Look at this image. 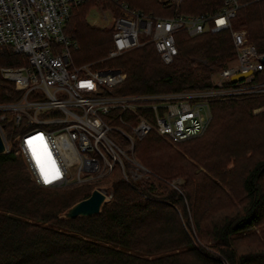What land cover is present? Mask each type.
Returning <instances> with one entry per match:
<instances>
[{"label": "trees", "instance_id": "1", "mask_svg": "<svg viewBox=\"0 0 264 264\" xmlns=\"http://www.w3.org/2000/svg\"><path fill=\"white\" fill-rule=\"evenodd\" d=\"M124 1L132 9L167 18L175 13L213 15L224 5V0ZM101 2L116 5L111 0H88L74 6L64 33L80 47L75 52L77 63L97 61L98 68L126 72L125 81L112 89L117 95L210 89L212 68H222L236 56L230 31L195 37L180 31L178 55L170 65L161 61L152 42L104 60L114 48L112 30L92 27L86 20L89 9ZM240 3L232 28L245 30L264 55V0ZM19 59L4 48L0 67L19 66ZM257 81L264 82V66ZM17 97L12 83L0 77V105ZM262 104V96L211 104L206 130L175 144L178 148L150 131L136 143L135 154L152 172L151 181L127 180L116 166L97 183L46 190L33 180L21 157L13 152L0 155V264H223L222 258L228 264H264L263 231H256L264 226V154L237 175L236 194L228 164L233 155L238 165L241 153L220 141L248 130L249 119L263 117L264 111L255 117L250 114ZM0 124L4 132L11 131L10 123ZM209 141L223 153L215 155L216 161L201 157L205 155L201 148ZM178 178L183 183H174ZM97 187L113 190L101 213L62 218ZM196 241L211 244L206 249L197 247Z\"/></svg>", "mask_w": 264, "mask_h": 264}, {"label": "built area", "instance_id": "2", "mask_svg": "<svg viewBox=\"0 0 264 264\" xmlns=\"http://www.w3.org/2000/svg\"><path fill=\"white\" fill-rule=\"evenodd\" d=\"M86 1L0 0V52L9 48L21 62L0 67V77L18 93L13 102L0 105V121L11 125L9 140L1 124L0 132L6 154L21 157L38 185L61 188L97 183L116 166L127 180L138 178L147 169L136 158V143L150 131L178 144L203 134L212 119L211 104L264 94V82L257 81L263 55L245 30L232 28L240 0H224L213 15L175 13L169 18L133 10L117 0L120 16L97 9V20L89 24L112 30L114 48L108 60L152 42L161 61L170 65L178 55L180 31L190 37L231 33L235 60L212 73L210 89L137 95L112 91L127 77L122 69L76 62L80 47L64 33V27L72 8ZM248 73L232 81L233 76ZM29 140L35 141L41 162L54 163L59 169V179L44 182ZM97 189L112 198L107 188Z\"/></svg>", "mask_w": 264, "mask_h": 264}, {"label": "rangeland", "instance_id": "3", "mask_svg": "<svg viewBox=\"0 0 264 264\" xmlns=\"http://www.w3.org/2000/svg\"><path fill=\"white\" fill-rule=\"evenodd\" d=\"M113 3H115L113 0H111ZM159 2L164 3L165 1L163 0H158ZM118 3H126V1L124 0H118ZM116 5L114 7L112 6H108L103 4L102 2L99 4H95L93 5L87 15H86V20L89 23H94L95 20H97V9H103V10H110L113 16H120L122 15V10L119 7V4L115 3ZM118 12H117V10ZM131 8V7H130ZM132 9V8H131ZM133 10H137V9H133ZM137 11H141V10H137ZM107 58H104V60H107ZM234 59L229 60L228 62H224L226 65L232 63ZM103 60H100L99 62H101ZM93 62H97V61H93ZM92 63V62H91ZM220 69V68H219ZM219 69L217 68H212V73H215L216 71H218ZM264 97L263 95L257 96V97ZM256 98V97H254ZM264 111V104L260 105V106H256L253 109H251V115L252 117L257 116L259 113ZM248 130H244L243 132H241L240 135H238L235 138H231L229 140H227L226 137H223L220 139V141L225 142V144L227 145V147H236L239 151H240V155L239 157H237L238 159V165L235 166V156H230V160H229V164H228V169H230V174H232V176L234 175L235 179L231 178L229 181L232 183L231 184V188L232 190L238 194V192H240V179H237V175L240 174L242 172V169H246L248 168L251 163L253 162L254 159H256L257 157H261L264 154V115L263 117L257 118V119H249L248 121H246ZM173 147L178 148L177 145L175 144H171ZM207 146V147H206ZM203 147L205 148H201L204 150L205 155H201V157H211V159L213 161H216L217 159L215 158V155H219L221 153L218 152L217 148H216V144L212 143L211 141L208 142V145L205 144ZM226 147V148H227ZM136 155V154H135ZM223 155V153H222ZM137 160L138 157L136 156ZM189 159V158H187ZM207 159V158H206ZM191 161H193L192 159H189ZM140 161V160H139ZM208 161V160H207ZM212 162V161H211ZM141 163V162H140ZM233 167H236L234 173L231 170ZM200 168V166H199ZM129 170V169H127ZM201 171H203V167L200 168ZM142 176V177H141ZM141 176H138V178H132V181H142V180H148L151 181L152 180V172L150 170L147 169V173L146 174H142ZM141 177V178H140ZM174 183H183V180L178 178L174 181ZM173 184V183H172ZM67 187H61V188H51V187H46V190H52V189H65ZM97 188H101V187H97ZM107 188L108 191H110V194L112 193L113 196V190L110 187H105ZM45 189V188H43ZM233 201L234 203L237 204L238 200L236 198L233 197ZM261 230L263 231V238H264V226L261 227V229H256L257 233H260ZM210 242L208 243H201V242H197L196 241V246L197 247H204L206 249H209L208 247L210 246ZM211 250V249H210ZM221 261L223 262V264H228L227 261L222 258Z\"/></svg>", "mask_w": 264, "mask_h": 264}, {"label": "water", "instance_id": "4", "mask_svg": "<svg viewBox=\"0 0 264 264\" xmlns=\"http://www.w3.org/2000/svg\"><path fill=\"white\" fill-rule=\"evenodd\" d=\"M262 63L264 64V55L261 58ZM248 74H238L232 77V81L243 79L248 76ZM7 153L5 143L0 132V155H5ZM111 196H107L99 189L95 188L90 197L82 200L72 207H70L63 215V219H75L82 217H90L101 213L104 205L110 202Z\"/></svg>", "mask_w": 264, "mask_h": 264}, {"label": "snow or ice", "instance_id": "5", "mask_svg": "<svg viewBox=\"0 0 264 264\" xmlns=\"http://www.w3.org/2000/svg\"><path fill=\"white\" fill-rule=\"evenodd\" d=\"M218 23H223V21H219ZM90 86V85H89ZM29 147L32 150V154L37 159V163L40 165V173L42 179L46 184H51L54 180L60 178V171L55 167V164L52 163L50 165H46L45 163L41 162L39 155L37 154L35 141L29 140L28 142Z\"/></svg>", "mask_w": 264, "mask_h": 264}]
</instances>
